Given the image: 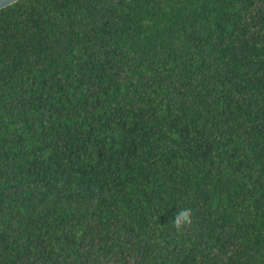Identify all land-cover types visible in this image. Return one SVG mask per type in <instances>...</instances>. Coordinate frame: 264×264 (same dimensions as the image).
Wrapping results in <instances>:
<instances>
[{
	"label": "trees",
	"instance_id": "obj_1",
	"mask_svg": "<svg viewBox=\"0 0 264 264\" xmlns=\"http://www.w3.org/2000/svg\"><path fill=\"white\" fill-rule=\"evenodd\" d=\"M0 264H264V0L0 8Z\"/></svg>",
	"mask_w": 264,
	"mask_h": 264
},
{
	"label": "clouds",
	"instance_id": "obj_2",
	"mask_svg": "<svg viewBox=\"0 0 264 264\" xmlns=\"http://www.w3.org/2000/svg\"><path fill=\"white\" fill-rule=\"evenodd\" d=\"M192 221V209L190 207H180L179 211L175 214L174 220L171 222V226L177 233H181L192 224Z\"/></svg>",
	"mask_w": 264,
	"mask_h": 264
},
{
	"label": "water",
	"instance_id": "obj_3",
	"mask_svg": "<svg viewBox=\"0 0 264 264\" xmlns=\"http://www.w3.org/2000/svg\"><path fill=\"white\" fill-rule=\"evenodd\" d=\"M17 0H0V8H3Z\"/></svg>",
	"mask_w": 264,
	"mask_h": 264
}]
</instances>
